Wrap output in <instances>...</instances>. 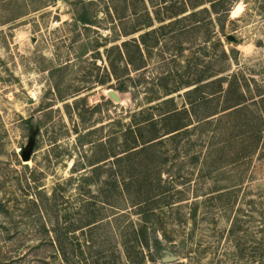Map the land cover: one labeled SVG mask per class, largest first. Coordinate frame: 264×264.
<instances>
[{
    "label": "rangeland",
    "instance_id": "rangeland-1",
    "mask_svg": "<svg viewBox=\"0 0 264 264\" xmlns=\"http://www.w3.org/2000/svg\"><path fill=\"white\" fill-rule=\"evenodd\" d=\"M221 77L264 93V0H0V264H264Z\"/></svg>",
    "mask_w": 264,
    "mask_h": 264
},
{
    "label": "trees",
    "instance_id": "trees-1",
    "mask_svg": "<svg viewBox=\"0 0 264 264\" xmlns=\"http://www.w3.org/2000/svg\"><path fill=\"white\" fill-rule=\"evenodd\" d=\"M223 2L224 0H219V2ZM214 6V5H213ZM82 23H88L87 19L84 17L80 18ZM225 81L227 82V87L224 89V97H225V102L232 103L230 106L226 107L225 110H228L224 114L221 115V117H231L235 121L233 123V126L239 131H249V132H254L257 128H259V125L263 124V120L259 115H248L247 110L250 106H255L257 109H264V93L260 94L259 98L257 100L252 101V104L245 103L246 100L243 99L241 95V99L238 98H233L232 95V88L233 84L231 80H226L225 77H221L218 80L219 83V91L222 90V85L221 83ZM241 100V101H240Z\"/></svg>",
    "mask_w": 264,
    "mask_h": 264
},
{
    "label": "water",
    "instance_id": "water-1",
    "mask_svg": "<svg viewBox=\"0 0 264 264\" xmlns=\"http://www.w3.org/2000/svg\"><path fill=\"white\" fill-rule=\"evenodd\" d=\"M229 38H231V37L229 36ZM108 95H109L110 97H112L113 99L118 100V96H117V94H116L114 91L109 90V91H108ZM30 153H31V144H29V145L25 148V150L22 152V159H23L24 161L29 160ZM177 259H178V257H177L176 255H172V254H169V253H165V254H163V256H162L161 261H162L163 263H168V262H174V261H176Z\"/></svg>",
    "mask_w": 264,
    "mask_h": 264
}]
</instances>
